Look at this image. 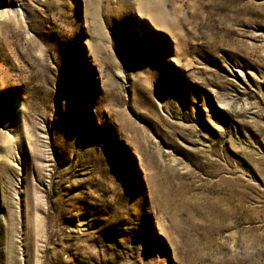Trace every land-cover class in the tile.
Returning a JSON list of instances; mask_svg holds the SVG:
<instances>
[{"label":"rangeland","instance_id":"obj_1","mask_svg":"<svg viewBox=\"0 0 264 264\" xmlns=\"http://www.w3.org/2000/svg\"><path fill=\"white\" fill-rule=\"evenodd\" d=\"M0 264H264V0H0Z\"/></svg>","mask_w":264,"mask_h":264}]
</instances>
